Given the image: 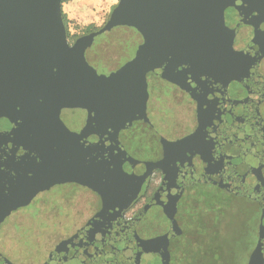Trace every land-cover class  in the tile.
Here are the masks:
<instances>
[{
	"label": "flooded vegetation",
	"instance_id": "obj_1",
	"mask_svg": "<svg viewBox=\"0 0 264 264\" xmlns=\"http://www.w3.org/2000/svg\"><path fill=\"white\" fill-rule=\"evenodd\" d=\"M12 1L0 264H264V21L154 40L126 14L103 31L121 0L84 26L61 0L51 58Z\"/></svg>",
	"mask_w": 264,
	"mask_h": 264
},
{
	"label": "water",
	"instance_id": "obj_2",
	"mask_svg": "<svg viewBox=\"0 0 264 264\" xmlns=\"http://www.w3.org/2000/svg\"><path fill=\"white\" fill-rule=\"evenodd\" d=\"M8 1L0 0V18L3 21L6 19L3 14L7 11L5 3ZM30 1H12L11 5L16 10L15 26H19L30 40L53 44L52 52L48 55L53 58L56 52L65 51L67 48L60 13L61 0H32V3ZM122 14H126L127 20H139V23L135 24L144 29V33L153 36L154 40L166 39L170 34L177 33L180 28L193 27L210 36L215 24L222 27L225 21L245 22L247 17L248 21H264V0H121L120 5L113 11L108 27L103 31L109 33L114 26L123 23L125 26L124 20H119ZM28 19L32 20L31 23H28ZM22 20L26 24H22Z\"/></svg>",
	"mask_w": 264,
	"mask_h": 264
},
{
	"label": "rangeland",
	"instance_id": "obj_3",
	"mask_svg": "<svg viewBox=\"0 0 264 264\" xmlns=\"http://www.w3.org/2000/svg\"><path fill=\"white\" fill-rule=\"evenodd\" d=\"M116 0H70L66 5L69 17L81 26L100 23Z\"/></svg>",
	"mask_w": 264,
	"mask_h": 264
}]
</instances>
